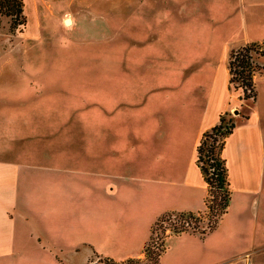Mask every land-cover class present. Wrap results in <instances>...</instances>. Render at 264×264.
<instances>
[{
    "label": "rangeland",
    "instance_id": "374dc122",
    "mask_svg": "<svg viewBox=\"0 0 264 264\" xmlns=\"http://www.w3.org/2000/svg\"><path fill=\"white\" fill-rule=\"evenodd\" d=\"M23 1L22 31L11 32L10 17L0 13V60L22 64L21 77L11 81L20 91V187L36 202L28 203L30 211L38 208L42 215L34 224L28 219L36 228L22 240L21 253L34 256V264H66L64 256L75 253L84 254L83 264H155L157 256L152 254L138 260L123 256L122 241L134 228L120 218L122 213L112 222L89 214L95 197L88 192L92 186L87 180L110 163H117V173L131 174L130 162L138 159L133 157L136 146L163 143L159 132L164 121L163 137H168V122L203 106L205 83L192 79L205 71L201 59H209L193 47L197 34L192 32L198 22L216 31L227 25L228 31L215 37L219 47L211 63L216 65L225 54L223 40L227 47H236L233 60L242 57L240 4L235 2L228 21L198 13L188 21L174 0ZM218 5L210 6L216 14ZM159 13L189 23L181 28L187 33L181 35L168 16L158 25ZM253 57L255 96L243 97L236 82H229L224 92V99L248 114L255 99L264 95L263 44ZM235 78L241 82L237 74ZM237 112L230 111L232 120ZM2 145L8 149L9 144ZM14 218L26 220L17 213ZM131 250L135 253L139 246Z\"/></svg>",
    "mask_w": 264,
    "mask_h": 264
},
{
    "label": "crops",
    "instance_id": "0c3cea01",
    "mask_svg": "<svg viewBox=\"0 0 264 264\" xmlns=\"http://www.w3.org/2000/svg\"><path fill=\"white\" fill-rule=\"evenodd\" d=\"M168 1L161 0V3ZM213 2L220 4L218 14L211 10ZM235 2L240 4L243 43L264 45V0H174L177 10L180 14L184 12V19L188 21L196 13L228 21ZM167 16L177 22L174 27L181 29L189 24L171 14L159 13L158 25L165 23ZM198 25L192 32L197 34L192 40L193 47L206 52L209 61L201 59L205 71L196 72L192 81L205 83L201 94L203 106L190 116L168 122V137H163L164 121L159 132L163 143L136 146L138 151L133 157L138 159L130 162L131 174L117 173V163H110L93 180H87L92 186L88 192L95 197L89 214L92 212L97 221L112 222L122 213L120 218L134 228L122 241L123 256L127 259L143 256L151 227L159 215L166 211L204 208L207 182L197 163V145L203 131L218 122L221 112L238 110L222 151L230 189L227 209L210 230L167 235L155 264H264V95L255 99L250 114L242 113L224 99L230 77L229 54L236 47H227L228 42L223 40L225 54L212 65L214 49L219 47L215 45V37L220 36L218 33L225 34L228 27L220 25L221 29L216 31L203 22ZM194 26L197 27L196 22ZM161 33L163 30L159 36ZM183 33H187L185 28L181 29ZM10 61L0 60V264H34L35 257L23 255L19 246L28 234L31 237L35 232L36 227L28 219L34 224L42 215L38 208L30 211L28 203L36 202L20 187L23 175L16 151V144H20V91L11 81L15 76L21 77L22 64ZM2 144H9L8 149L4 150ZM16 213L26 220L16 221ZM134 245L139 246L135 253L131 250ZM82 255H65L66 264H83ZM48 257L58 263L52 255Z\"/></svg>",
    "mask_w": 264,
    "mask_h": 264
},
{
    "label": "trees",
    "instance_id": "16d2710c",
    "mask_svg": "<svg viewBox=\"0 0 264 264\" xmlns=\"http://www.w3.org/2000/svg\"><path fill=\"white\" fill-rule=\"evenodd\" d=\"M23 5V0H0V13L9 16L11 19L9 22V29L11 32L15 30L20 31L24 28L26 16L23 12ZM261 45L262 44L258 42H249L242 45L244 47V51H239V53L242 54V57L237 55L238 58H236V60H233V54L235 50H232L229 54V82L237 83L235 74L238 75V79L241 82L237 83L236 85L242 87V91L244 93L243 97L255 96V84L253 79V71L255 66L252 65L248 52L251 49L258 50ZM234 125L235 122L230 117V111H223L219 115L218 122L203 131L197 145V163L207 182V193L204 198V208L195 211H176L179 216L190 217L194 219L196 223L198 222V220L203 219L204 216L210 218L213 216V222L209 225L208 230L212 229L215 226L219 217L225 212L229 204L230 189L227 174V165L222 151L226 138L232 131ZM168 212L170 211H166L159 215L154 222H157V220L161 219ZM205 231L207 230H204L202 232ZM174 233L180 232H172L171 234ZM146 244L147 242L144 245L143 251L144 256L147 257L151 255V250ZM138 259L139 257H134L128 258L127 260Z\"/></svg>",
    "mask_w": 264,
    "mask_h": 264
},
{
    "label": "built area",
    "instance_id": "2783aa9c",
    "mask_svg": "<svg viewBox=\"0 0 264 264\" xmlns=\"http://www.w3.org/2000/svg\"><path fill=\"white\" fill-rule=\"evenodd\" d=\"M254 52L252 50L249 51L251 55V62H253L254 59ZM240 88L242 87L240 86ZM213 218V216L211 218L204 216L203 219L198 220V222L196 223L195 220L190 217H181L176 211H170L166 213L161 219L157 220V222H154V224H157V226H154L153 224L155 229H153L152 227L151 235L146 245L150 248L151 254L158 257V255L163 250L165 238L167 235L171 234L172 232H183L189 231L191 229L199 232L208 230L209 225L213 222ZM203 220H207L205 225H201L200 223ZM125 261L123 263L114 262L113 264H127V262Z\"/></svg>",
    "mask_w": 264,
    "mask_h": 264
},
{
    "label": "water",
    "instance_id": "95a60500",
    "mask_svg": "<svg viewBox=\"0 0 264 264\" xmlns=\"http://www.w3.org/2000/svg\"><path fill=\"white\" fill-rule=\"evenodd\" d=\"M65 22H70V17L69 16H66Z\"/></svg>",
    "mask_w": 264,
    "mask_h": 264
},
{
    "label": "bare ground",
    "instance_id": "6f19581e",
    "mask_svg": "<svg viewBox=\"0 0 264 264\" xmlns=\"http://www.w3.org/2000/svg\"><path fill=\"white\" fill-rule=\"evenodd\" d=\"M70 22H71V18H70ZM70 22H68V23H70Z\"/></svg>",
    "mask_w": 264,
    "mask_h": 264
}]
</instances>
